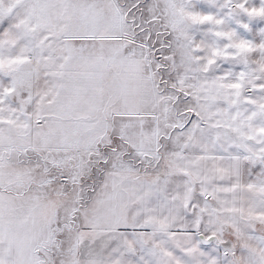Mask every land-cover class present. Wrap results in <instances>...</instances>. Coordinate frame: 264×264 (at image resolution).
Returning a JSON list of instances; mask_svg holds the SVG:
<instances>
[{"label":"snow or ice","instance_id":"snow-or-ice-1","mask_svg":"<svg viewBox=\"0 0 264 264\" xmlns=\"http://www.w3.org/2000/svg\"><path fill=\"white\" fill-rule=\"evenodd\" d=\"M0 264H264V0H0Z\"/></svg>","mask_w":264,"mask_h":264}]
</instances>
